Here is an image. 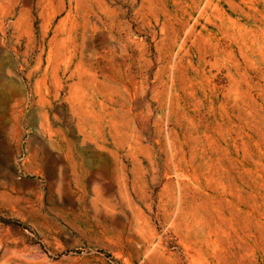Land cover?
<instances>
[{
	"label": "rangeland",
	"instance_id": "374dc122",
	"mask_svg": "<svg viewBox=\"0 0 264 264\" xmlns=\"http://www.w3.org/2000/svg\"><path fill=\"white\" fill-rule=\"evenodd\" d=\"M0 264H264V0H0Z\"/></svg>",
	"mask_w": 264,
	"mask_h": 264
}]
</instances>
